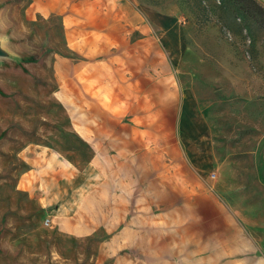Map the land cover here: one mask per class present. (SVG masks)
Segmentation results:
<instances>
[{
    "label": "rangeland",
    "instance_id": "obj_1",
    "mask_svg": "<svg viewBox=\"0 0 264 264\" xmlns=\"http://www.w3.org/2000/svg\"><path fill=\"white\" fill-rule=\"evenodd\" d=\"M82 1L0 0V264H264V34L249 38L227 13L226 25L214 11L203 22L188 0H95L110 13L94 20L106 24L111 66L132 82L142 76L149 112L162 101L168 110L176 91L180 115L160 129L175 146L151 144L152 131L141 139L144 155L181 156L183 192L174 208L152 192L143 209L128 206V218L144 215L145 238L107 246L91 215L78 217L75 234L82 184L92 182L78 171L95 155L96 123L95 56L68 47L98 35ZM50 155L73 181H61L55 203ZM191 155L201 171L183 161ZM176 216L178 238L156 239V219L166 229Z\"/></svg>",
    "mask_w": 264,
    "mask_h": 264
},
{
    "label": "crops",
    "instance_id": "obj_2",
    "mask_svg": "<svg viewBox=\"0 0 264 264\" xmlns=\"http://www.w3.org/2000/svg\"><path fill=\"white\" fill-rule=\"evenodd\" d=\"M82 6L83 9H87V11L83 10L84 15H90L93 19V22L88 21L94 27L93 32L98 33L100 36L97 35L95 40L90 41V44L85 42L82 47L71 45L70 41L67 42L68 47L78 54L88 55V57L95 56L96 61L95 155H92L90 160L78 171L80 176L83 175L82 177L91 179L92 182L85 184V186L82 184L83 188H87L89 192L80 199L79 203L83 210L82 214L77 212L75 234L84 232V229L80 227L81 221L78 217L91 215L95 222V232L101 227L105 228L107 231L104 240L109 241L107 246H113L120 239L145 238L147 221H144L142 217L144 215L140 213L137 216L138 219L132 220L131 217L128 218V215H126L129 210L127 213L126 211L128 206H134V209L138 210L143 209L148 192L155 193V197L161 205H163L164 198H167L169 207L174 208V205L177 207L178 195L183 190V188L180 189V169H177V166L181 164V156L144 155L142 149L145 143H143L141 137L143 133L152 131L151 144L166 143L169 147H174L173 135H169L170 132L164 133L160 129L174 126V113L176 117H179L180 108L178 104L175 108L173 106L176 91L171 88L168 89L169 93L167 95V101H170L168 110H165V104L162 101L159 106L155 105L157 110L152 109L149 112L148 92L147 87L141 85L142 76L138 75L135 82H132L131 76L127 75L125 71L119 73L115 71V67L111 66L114 55L107 44L108 41L105 39L106 24L103 26L97 24L95 27V14L107 18L110 17L109 11L105 13L95 10V0H83ZM123 63L126 65L128 62L124 59ZM168 86H171V83ZM151 111L156 112L154 118ZM165 112L169 113L170 117L163 119V113ZM154 134L155 136H153ZM157 136L160 139H157ZM152 140L155 142H152ZM165 157L169 161L167 164H165ZM197 157L198 155H191L189 159L185 158L183 160L188 161L187 165L188 163L190 165L188 168H191L193 173L202 169L194 162L198 159ZM47 158H49L48 160L51 161L53 167L43 168L45 174L49 176L48 185H50L45 190L46 195L51 197L50 201L55 203L57 197L65 198V190H59L61 189V181L62 183L63 181L67 182V185H70L73 181L70 182V179L67 178L62 179L65 175L63 169L67 167L60 162H56L52 155ZM37 165H40V163ZM49 188L50 190L54 189L56 192L48 193ZM160 192H162L161 196ZM50 204L48 203V205ZM120 208L124 210L121 212ZM91 209L94 210L91 211ZM169 211L172 213L171 210ZM117 213L122 215H117ZM179 218V216L175 219L171 217L170 221L173 227L166 229L163 227L162 220V228L159 229L160 221L156 219L157 225L154 229L156 239L161 236L164 237L165 232L174 233V236L178 238V225L181 222ZM119 222L122 226L117 228L116 224H119ZM190 223L194 222L190 221ZM67 224L72 227L70 221H67ZM79 236L77 235V237ZM112 249L114 250V247Z\"/></svg>",
    "mask_w": 264,
    "mask_h": 264
},
{
    "label": "trees",
    "instance_id": "obj_3",
    "mask_svg": "<svg viewBox=\"0 0 264 264\" xmlns=\"http://www.w3.org/2000/svg\"><path fill=\"white\" fill-rule=\"evenodd\" d=\"M164 0H151L153 5H158ZM189 5L202 17V21L208 22L209 12H218L219 22L227 24L222 16L238 21L249 38H253L254 29H259L264 34V8L255 0H188ZM210 14V13H209Z\"/></svg>",
    "mask_w": 264,
    "mask_h": 264
}]
</instances>
